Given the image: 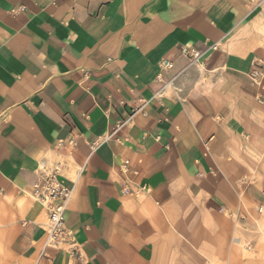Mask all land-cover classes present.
<instances>
[{"label":"crops","instance_id":"0c3cea01","mask_svg":"<svg viewBox=\"0 0 264 264\" xmlns=\"http://www.w3.org/2000/svg\"><path fill=\"white\" fill-rule=\"evenodd\" d=\"M257 62L264 0H0V264H235L264 228ZM56 164L72 240L47 247Z\"/></svg>","mask_w":264,"mask_h":264},{"label":"built area","instance_id":"2783aa9c","mask_svg":"<svg viewBox=\"0 0 264 264\" xmlns=\"http://www.w3.org/2000/svg\"><path fill=\"white\" fill-rule=\"evenodd\" d=\"M20 11H25L24 7L20 8ZM19 10H14V13H18ZM172 66V64L170 65ZM252 78L255 83L261 84L264 81V62H257L255 68L252 71ZM119 126L113 129L116 132ZM114 133L108 134L103 138L104 142H108ZM129 160H126L123 164V172H128ZM62 165L56 164L54 168L47 170L45 175L34 184L33 193L31 197L43 209L48 213V221L46 226V242L48 247H56L60 244L69 245L72 240L71 231L64 224V213L68 209L72 197L73 190L64 185L61 179ZM134 175L138 172L134 171ZM124 193H130L129 188L123 190ZM260 213H264V203L259 208ZM75 244H70V254L73 255L76 252Z\"/></svg>","mask_w":264,"mask_h":264},{"label":"rangeland","instance_id":"374dc122","mask_svg":"<svg viewBox=\"0 0 264 264\" xmlns=\"http://www.w3.org/2000/svg\"><path fill=\"white\" fill-rule=\"evenodd\" d=\"M244 221L249 220L250 224L241 229L240 240H233L238 254L232 262L235 264H264V228L259 225L249 214ZM248 223V222H247Z\"/></svg>","mask_w":264,"mask_h":264}]
</instances>
